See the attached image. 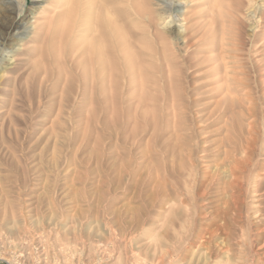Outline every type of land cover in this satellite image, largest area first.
Returning <instances> with one entry per match:
<instances>
[{
  "label": "bare ground",
  "instance_id": "1",
  "mask_svg": "<svg viewBox=\"0 0 264 264\" xmlns=\"http://www.w3.org/2000/svg\"><path fill=\"white\" fill-rule=\"evenodd\" d=\"M100 1L103 3V0H56L57 3L50 13L52 14L55 11L54 15H48L45 18L34 17L32 21L29 20L27 23L20 25L15 33L19 43L16 44L14 49L5 48L6 45H4L3 39L0 40V156L7 157L11 164H17V152L8 146L7 137L13 138L15 136L23 152L33 150L35 143L44 141L45 144L53 142L55 146H60L58 143H64V139L67 140V137L71 136V132L75 133L77 127H83L85 122L84 116H81L75 123H66L63 126L67 128L65 132H56V125H60L63 112L72 110L82 115L84 112L89 111L93 115V119L87 118L85 124L89 126L94 124V127L96 124L111 131L117 140V146L122 144L119 141L123 142L127 151L122 156L118 152L113 151V161L110 163L111 170L117 172V175L121 177L124 172L128 173V170L130 172L131 163L126 162L123 157H134L135 152L136 155L139 154L133 147H135V140L137 139V133L135 132L140 127L136 123H132V117L126 116L124 118L118 115L116 108L120 105L119 102L121 103L124 99L125 101L123 102L127 104L128 109L132 110L135 107L137 110L135 112L137 113L138 108H142V106L144 108L148 104L143 105L144 99L138 103L131 104H129V101L135 99L139 91L144 89L141 96L143 98L147 90L142 82V84L138 82L139 76H141H138V73H142L138 71L137 66L135 67V55L133 57L131 53L133 51H131L132 49L130 50L132 32L130 26L133 25L132 17L130 18L131 14H127L126 18L117 21L109 13L106 14L102 3L101 5L99 4ZM111 1L109 0L112 4ZM115 1V4L117 3L116 7H119L118 2L121 6H124L123 2L132 4L134 0ZM148 1L150 3L148 4L149 6L138 5L139 8L136 7L140 15L146 19V25L144 24L145 27L143 29L155 34L157 37L156 41L159 40L162 43L160 45L161 52L163 54L166 52V58L170 59L169 61L171 62L174 59L170 57L175 56L178 51V47L174 42L170 41L168 35L173 28L178 27V32L183 39V51L187 53L192 47L203 45L204 38L211 33L214 35L216 26L220 25L218 29L220 33L217 32L209 43L211 45L216 42V48L206 53L207 55H212L213 52L220 50L219 54H214L209 58L211 61L218 63L220 69L217 71L218 74H224V90L218 106L229 105L234 109L233 106L245 103L249 104L246 110H253V97L249 96L248 98L245 94H241V91L236 90V87H234V82L236 81L233 80L234 82H232L230 79L236 74H244L245 67L238 63L236 66L233 58L230 57L229 49L226 48L228 41H226V33L224 32V17L227 0ZM240 1L245 7L241 13L247 19V28L250 31L258 32L264 25L257 16V10L261 8L256 6L258 0ZM260 1L264 3V0ZM8 2L14 7L18 16L23 14L25 10V2L23 0H8ZM81 2L83 3L82 7L80 5ZM137 4L139 3L137 2ZM152 4L156 8H152ZM126 5L125 8L128 9L127 7H129L130 11V7L135 4ZM113 6H115L114 3ZM110 7L112 6L110 5ZM122 8L124 10V7ZM122 10L120 13H123ZM246 11L247 13L249 12V16L244 15ZM57 12H59L58 19L62 20L59 23L61 22V26L65 24V38L71 41L72 45L70 50L60 47V50L57 51L56 47H54L55 58L58 59L61 56L64 57V60L70 61L77 70L78 76L74 81L69 82L68 78L63 76V70L60 69L57 81L52 85V70L44 69L42 65H44L46 55L52 49L53 37L51 32L54 21L58 20L55 19ZM133 14L135 13L133 12ZM116 16L118 15L116 14ZM239 20L240 26H242V19ZM165 24H167V27H164ZM106 27L110 33L109 44L107 43L110 48L108 49H116L119 52L121 57V60L118 59L119 62L115 61L119 58L118 55L115 54L117 58L112 57L114 53H111L109 57L101 49L100 42L106 37L100 39V33L101 31L102 33L105 32L103 30ZM143 29L140 30L143 31ZM260 31L263 34L259 44L260 41L264 43V29ZM144 32L142 33L144 34ZM243 36V32L240 29L238 34L239 42L243 43ZM112 39L113 43L110 41ZM105 40L103 39V41ZM101 43L103 44V42ZM39 56L41 57L37 61L34 60V58ZM6 58H10V63L5 66L3 62ZM118 64H120V67H118ZM128 71L127 78L129 77V79L127 80L130 81L129 92L132 98L130 96L127 98L126 95L124 98L122 94L118 95L116 92L117 79L120 76L127 75ZM84 96L85 98H83ZM20 108L28 111L29 115L22 114ZM49 108L55 109L58 113L54 122L52 121L53 126H51V123V127L48 126L49 120L46 121L44 119L45 112ZM232 108L231 110H233ZM33 114H41L38 126L31 129L29 125H26L21 130L20 122L24 121L28 124L33 119ZM181 114H183L184 119L180 118L181 115L172 112L167 121L165 120L166 124L162 125V127L158 126L157 123H154V127H150L147 123L148 127L146 126L142 130V133L145 134V130L151 129L148 146L140 157L142 161L150 164L152 161L162 159L165 163L163 165L164 184L161 185L162 192L159 207L160 237L155 245L144 244L141 246L142 251L134 249L131 259L127 263H124L125 259L123 260L122 256L119 255L114 264H147L146 259L151 255L158 256L159 261L151 260L150 264H246L248 261L246 250L248 248L251 251L250 246L247 247L246 233H248L249 242L250 239L252 240L253 234L259 230V236H264L261 234L264 233V227L258 228L256 226L259 222L264 226V163L261 164L258 153L260 138H264V118H261L258 113H249L248 115L243 113L242 116L246 115V119L244 121L238 120L236 122L237 125L234 123L231 129L224 128L225 131H223L221 140L215 143L214 148L206 150L202 146L204 143H200L194 137V129L192 127L189 126L186 130L181 129L188 122L187 113L182 112ZM210 115V119L215 118L214 113ZM232 115L235 116V113H232ZM172 119L173 123H171ZM92 121L93 123L90 124ZM14 125L17 126V129ZM237 126L239 127L237 128ZM80 133L81 129H78L75 134L77 136L76 141L81 135ZM84 133L87 136V132ZM101 138V136L96 134V139ZM82 144L83 139L78 144L79 148ZM155 147H158L159 150L157 151ZM58 148H54L51 158H49L52 162L51 169L56 176L60 170L65 174L71 172L67 166L64 167L60 164L62 152ZM79 148L76 150V154ZM44 154L43 152L41 156H44ZM104 156L105 154L100 159L103 160ZM36 165L30 166V169H35ZM30 169L26 168L22 172L19 180L21 188L17 194V199H14L16 200L15 202L9 201L8 198H3L6 190H4L3 176L0 172V239L6 236L16 246L24 241L23 232L21 231L23 223L28 222V219L34 224L37 223V225L43 223L40 219L35 218L33 213L35 207L37 209L40 208V198L42 196L43 198L50 196L47 190L40 193L37 184L28 178ZM11 182L17 183V179H11ZM198 197H203L199 203L205 206L202 216L205 218L199 222L200 224L195 219L196 210L198 209ZM208 214H211V218H207L206 215ZM55 217L56 215H52L43 220L54 225ZM243 217H245L246 222L245 231H241L234 244H231L229 238L222 235V230L223 228L230 230V225L234 224L233 219H242ZM79 224H74L73 226L71 223L72 226L67 227L68 224L64 226V229L67 227L65 232H63L65 237L68 238L71 234L72 237L75 235L74 241L70 242V238L62 241V236L59 237V234L56 233L57 239L54 244L55 247H53L56 248V254L63 256L64 262L68 264H71V258H74V256H78L80 259L87 258L89 263L92 264L95 262L102 264L109 261L114 249L112 240H104L103 242L101 240L107 233L105 225L98 223V226H91V224L87 226L86 233L88 234V239L89 237L91 238L89 243L80 245L79 239H77V234L82 232ZM34 232L36 233L33 230ZM30 248L31 250L33 249L32 247ZM49 249L47 248V250ZM48 254L49 252L47 251ZM259 254L264 255V244L259 245Z\"/></svg>",
  "mask_w": 264,
  "mask_h": 264
},
{
  "label": "rangeland",
  "instance_id": "2",
  "mask_svg": "<svg viewBox=\"0 0 264 264\" xmlns=\"http://www.w3.org/2000/svg\"><path fill=\"white\" fill-rule=\"evenodd\" d=\"M23 1L25 2V10L20 16L17 15L16 10L10 5L8 0H1L0 2V40L3 39L4 45H6L5 48L9 50L14 49L16 44L19 43L15 33L17 32V29L20 27V25L27 23L29 20L32 21V18L34 17L45 18L48 15H52L55 11L52 14L50 13L57 3L56 0ZM144 1L134 0L132 1V4L130 2H126L127 5L123 2L122 4H124V6H121V4L118 2V5L121 6H117L119 9L116 7L117 3L115 4V0L111 1L112 4L109 2V0H103V3L101 1L99 3L100 5L102 3V7H104L106 14L109 13L111 17L117 21L119 19L121 20L122 18H126L127 14H131L130 18L132 17L131 21L133 22V25L130 26L132 31L130 50L132 49L131 51H133L131 52L133 57L135 55V67L137 66L138 71L143 74L142 75L138 73V76L141 75L139 76L138 82H142L146 86L147 90L142 98L141 96L144 89L142 91L139 89L141 91H139V93L137 89L138 94L136 95V98L130 100L129 104L135 102L138 103L144 99L143 105L148 104L149 107L148 105L144 108L142 106V108H138V112L136 113V108L133 107L132 110L128 109L127 104L123 102L125 101L123 99V101L121 100V103L119 102L120 105H118L116 108L118 115L124 118H126V116L132 117V123H136L137 126L140 127L137 129V132H135L137 133V139L135 140V147H133L137 153L139 152V154L136 155L135 152L134 157H123L125 158L124 160H126V162L131 163L130 172L129 170L128 173L124 172L121 177L120 175H117V172L111 170L110 163L113 161V151L118 152L119 155L122 156L126 151L125 146L123 145V142L120 141L119 143L122 144L117 146V140L114 137V134H112L111 131L105 129L103 126H97L95 124L94 127V124H91L93 121L90 122V126L85 124L87 118L93 119V115L89 111L80 115V113L76 111L73 112L72 110H65L62 114V121L60 120L59 123L60 125H56V132L63 133L67 130V128L63 127L66 123H75L76 120H78L81 116H84L85 122L83 127H77L76 132H78V129H81V135L78 137V140L76 141V132H71V136L69 135L67 140L64 139V143H58L60 146L56 145L62 152L60 164L64 167L67 166L69 171H71L67 174L60 170L56 176L55 172H53L51 169L52 162L49 158H51L50 156L54 148L57 149V147L54 145L55 143L53 144V142H51L50 144H45V141L35 143L33 150H26L23 152L22 148L17 143L15 136H13V138L7 137V144L9 147H12L16 150L18 161H16L17 164L13 165L11 164V161L7 159V157L0 156V172L3 176L4 190H6V194H4L3 198H8V200L11 202L16 201L14 199H17V194L21 188L19 185V180L21 179L20 177L22 172L26 170V168L30 169V166H33L34 164H37L35 168L37 170L31 168L28 178L32 179V181L37 184L40 193H43L44 190H47L50 196H46L44 198L42 196L40 198L41 200L39 199L41 203V205H39L40 208L37 209L35 207L33 213L35 218L40 219L43 223L37 225V223L34 224L32 221H29V219L28 222L23 223L21 231L23 232L24 241L22 244L20 243L16 246L6 236H3V238L0 239V264H68L64 262L63 256L56 254V248H53L55 247L54 244L56 243L55 241L57 239L56 235L59 234V237L62 236V241L69 238L70 242L74 241L76 238L75 235L72 237L71 234L67 238L63 232H65L67 227L72 225L74 226V224L77 225L79 223V225H81L82 232L77 234V239H79L80 245L82 243H89L91 238L89 237L88 239V234L86 233L87 226H90V224L91 226H98L99 224L105 225L107 233L101 240L102 242L104 240H112L114 252L110 260H105L106 262L102 264H114L119 255L122 256L123 260H126H124V263H127V261L131 259L134 249L141 250L142 245L149 243L155 245L161 234L159 207L162 192L161 185L164 184L163 177L165 175L163 172V165L165 163L162 159L157 158L159 160L152 161V163L149 164L148 162L142 161L140 158L141 155H143V151H146L148 146L147 143L149 142L148 138L151 136V129L145 130V134L142 133L143 128H146V126L148 127L147 123L150 125V127H154V123H157L158 126L162 127V125L166 124L170 113H177L181 115V119H184V116H182L183 114L181 113L186 112L188 122L185 123L186 126L181 129L186 130L189 126L192 127L194 129L193 134L196 140L200 143H204L202 145L204 146V149L210 150L214 148L213 146L218 140H221L223 131H225L224 128L231 129V126L234 123L237 125L236 122L238 120L241 119L244 121L246 119L247 116H242L243 113L247 115L249 113H258L261 115V118H264V43L260 41L259 44V40L263 34V32L260 30L264 29V25L261 29H259L258 32L250 31V29L247 28V19L246 17L242 16L241 13L245 7L241 4L242 2L240 0L226 1L224 32L226 33V41H228L226 48L229 49L230 57L233 58L236 66L238 63L244 65L245 67L243 72L244 74H236L230 79L232 82H234L233 80L236 81L234 82V87H236V90L241 91V94H245L248 96V98L249 96L253 97L252 101L254 102V109L251 111L246 110L249 104L245 103V106L244 104H237V106H233L234 109L229 105L218 106V103L222 99V92L224 90V74H218L217 71L220 70L218 63L211 61L209 58L214 54H219L220 50L218 52H213L212 55H207L206 53L216 48V42L211 45H209V43L212 41L213 36L216 35L217 32L220 33V30H218L220 25L216 26L214 35L211 33L209 36L204 38L203 45H196L192 47V49H190L187 53L183 51V39L178 32V27L173 28L168 35L170 37V41L174 42L178 47V51L176 52L175 56H173V54V57H170L174 59L173 62H171L169 61L170 59L168 60L166 58V52L164 54L161 52L162 49L160 45L162 43H160L159 40L156 41L157 37L155 34L149 30L143 29L146 25V19L140 15V12H138V5L147 7L149 6L148 4H150L148 0H146L148 3L145 1L146 4ZM137 2L139 4H137ZM113 3L115 6H113ZM262 3L263 1L258 0L256 6L261 7L257 10V16L258 19L264 23V3ZM82 4L83 3L81 2V7ZM108 4H110L112 7H110ZM125 5L134 6H131V10L129 11V7L126 9ZM122 7H124V10H122ZM153 7L156 8L154 4H152V8ZM121 10L123 13H120ZM133 12L135 14H133ZM58 13L59 12L56 13L55 19H58ZM245 13L246 14L244 15H248L249 12L247 13L246 11ZM116 14L118 16H116ZM239 19H242V26H240ZM59 21L62 20L58 19L54 21L53 30L51 32L53 37L52 42L54 45L52 43L51 47L52 49L56 47L57 51L60 50V47L70 50L72 42L65 38V24L61 26V22L59 23ZM11 24L14 25L12 28ZM239 28L242 30L244 35L243 43L238 41V34L240 32ZM140 29L145 31L144 34ZM103 31L105 32L102 33L101 31L100 39L102 37H106L103 38L104 40L106 39V42L102 39L101 42H103V44L100 42L101 49L106 52L107 56L109 55V57L111 56V53H114V56L112 57H116V55H118L119 58L116 57V62L118 59L121 60L119 52L116 49H108L110 48L108 47L110 33L107 30V27ZM145 33L147 34L145 35ZM110 41H112V43L114 42L113 39ZM154 41L155 43H153ZM104 43L108 44L106 45ZM52 49H50L49 54L46 55L44 65H42L44 69L48 68L52 70V85L56 83L60 69L63 70L62 74L65 78H68L69 82L74 81L78 76L77 70L70 63V61L64 60V57L60 56L58 59H56L54 54L55 49ZM40 57L41 56L34 58V60L37 61ZM8 63H10V58H6L3 62V65L6 66ZM118 67H120V64H118ZM220 68L222 69L221 66ZM234 69L236 68L234 67ZM128 74L129 71L127 75L123 77L120 76V78L116 81V92L118 95L122 94L124 98L125 95L127 98L129 96L132 98V95L129 92L130 81L127 80L129 79V77L127 78ZM141 88L143 87L141 86ZM83 98H85V96ZM231 108L233 110H231ZM20 109L22 114L29 115L28 111L23 108ZM46 111L47 112H45L44 119H46V121L49 120L48 126L51 127L53 126V122L56 119L55 117L58 116V113L55 109L53 110L51 108ZM212 113L215 114V118L210 119V114ZM232 113H235V116H233ZM40 115L41 114H33V119L30 120L28 124H26L24 121H21L19 124L21 130L24 129L26 125H29L31 129L37 127ZM196 116L202 117L197 118ZM171 123H173V119ZM14 127L17 129V126L14 125ZM238 127L239 126H237V128ZM84 132H87V136L89 135L88 138ZM96 134L102 138L96 139ZM89 138H92L91 141ZM81 139H83V144L80 145L79 148L78 144L81 142ZM159 139L158 141L160 142L161 139ZM78 148L79 151L76 154V150ZM155 149L157 151L159 150L158 147H155ZM43 152L45 154L44 156H41ZM258 153L259 160H261V164H263V137L260 138V147ZM103 154H105V160L100 159ZM33 170H35V172H33ZM11 179H17V183L11 182ZM202 198L203 197L197 198L198 209L196 210L195 219L198 224H200L199 222L205 218L202 217L205 211V206L199 203ZM52 215H56L54 225H51L50 222L44 221ZM206 216L207 218H211V214ZM255 221L257 220L255 219ZM233 223L234 224L230 225V230H225L224 228L222 230V235L229 238V242L231 244H234L237 237L241 234V231L245 229V217L242 219H233ZM25 224L27 225L25 226ZM66 224H68V226L64 229ZM256 226L258 228L264 227L260 224V222L257 223ZM33 230L36 231V233H33ZM259 232L260 230L253 234V238L252 240L250 239V242L248 233H246L245 238L247 247L250 246L251 248V251L248 248L246 250V258H248L246 264H264V255H258L259 245L264 244V236L260 237ZM261 234L264 235V233ZM35 238L37 239L33 240ZM30 247L33 249L31 250ZM47 248L50 249L47 250ZM46 250L49 252L48 255ZM32 254L33 256H31ZM48 259L49 261H47ZM151 260H156L157 262L159 261L158 256L151 255L148 257V259H146V263L150 264ZM71 264L92 263H89L87 258L80 259L78 256H74V258H71ZM93 264L97 263L95 262Z\"/></svg>",
  "mask_w": 264,
  "mask_h": 264
},
{
  "label": "clouds",
  "instance_id": "3",
  "mask_svg": "<svg viewBox=\"0 0 264 264\" xmlns=\"http://www.w3.org/2000/svg\"><path fill=\"white\" fill-rule=\"evenodd\" d=\"M164 27H167V24H165Z\"/></svg>",
  "mask_w": 264,
  "mask_h": 264
}]
</instances>
